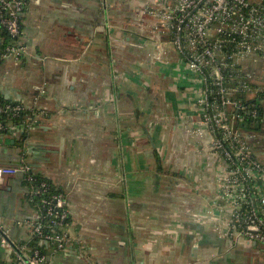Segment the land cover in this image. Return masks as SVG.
Segmentation results:
<instances>
[{"label":"crops","instance_id":"0c3cea01","mask_svg":"<svg viewBox=\"0 0 264 264\" xmlns=\"http://www.w3.org/2000/svg\"><path fill=\"white\" fill-rule=\"evenodd\" d=\"M25 1V53L0 62V96L41 117L0 131V166L25 160L66 197L71 242H44L45 264H264V245L231 237L214 202L224 162L170 35L141 13L155 0ZM250 71L264 87V67ZM250 131L264 162V131ZM27 194L22 174L0 179L14 244L34 239Z\"/></svg>","mask_w":264,"mask_h":264},{"label":"built area","instance_id":"2783aa9c","mask_svg":"<svg viewBox=\"0 0 264 264\" xmlns=\"http://www.w3.org/2000/svg\"><path fill=\"white\" fill-rule=\"evenodd\" d=\"M25 3L0 0V27L11 37L6 43L0 38V62H17L25 53L21 39ZM141 13L154 19V29L170 35L197 93L201 121L213 135L211 149L224 162L214 202L221 209L229 208V235L264 245V162L253 153L251 131L238 126L244 119L239 114L247 109L256 117L264 99V87L251 82L250 71L252 65L264 67V0H155ZM20 112H26L22 122H0V131L28 129L41 117L39 111L20 102L0 103V113L16 116ZM18 173L34 209L29 222L32 235L66 251L71 242L66 197L59 190L47 194L49 182L25 160L0 166V179ZM44 217H49L48 223ZM8 236L0 223V246L12 249L11 264H45L43 252L27 243L14 244Z\"/></svg>","mask_w":264,"mask_h":264},{"label":"trees","instance_id":"16d2710c","mask_svg":"<svg viewBox=\"0 0 264 264\" xmlns=\"http://www.w3.org/2000/svg\"><path fill=\"white\" fill-rule=\"evenodd\" d=\"M0 38H2L3 43H6L7 41H9L11 39V37L1 27H0ZM10 102H12V100L5 99V98L0 96V103H10ZM247 111L248 110L246 109L244 112H241L239 114V115H242L244 117V119L242 122L238 123V126L243 127L244 129H247V130L257 129L258 126L260 125V122H261L260 119L262 117V111H261L260 105L257 107L258 114L256 117H251ZM25 113L26 112H20L16 116H12L10 113H0V122L4 125H6V123L9 121L14 122L15 124L20 123L24 119ZM2 131H8V129H4ZM39 177L47 180L46 178H43L41 176H39ZM47 181L49 182V188L47 189V194L58 191V189H56L49 180H47ZM47 194H45V195H47ZM34 201L39 202V197H34ZM43 222L48 223L49 217H44ZM44 231H46V229H44ZM39 241H41V239L39 237L34 236V239H32L30 242H27V244L32 248L39 249L42 253L43 252L42 249L46 245H45L44 241H41V244L39 243Z\"/></svg>","mask_w":264,"mask_h":264},{"label":"rangeland","instance_id":"374dc122","mask_svg":"<svg viewBox=\"0 0 264 264\" xmlns=\"http://www.w3.org/2000/svg\"><path fill=\"white\" fill-rule=\"evenodd\" d=\"M260 126H261V130H263V131H264V120H263V122H262V123L260 122Z\"/></svg>","mask_w":264,"mask_h":264}]
</instances>
